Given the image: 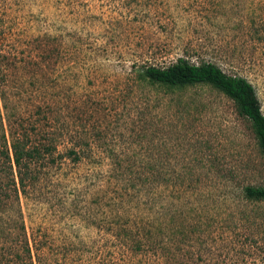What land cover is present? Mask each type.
Here are the masks:
<instances>
[{
    "label": "rangeland",
    "instance_id": "374dc122",
    "mask_svg": "<svg viewBox=\"0 0 264 264\" xmlns=\"http://www.w3.org/2000/svg\"><path fill=\"white\" fill-rule=\"evenodd\" d=\"M178 57L245 77L264 115V0H0L2 123L4 103L25 118L38 107L67 144L92 145L0 202V264L18 205L42 264H117L102 227L150 220V204L175 231L159 235L164 264H264V200L241 190L264 185L249 121L210 85L138 79ZM174 172L180 185L152 186Z\"/></svg>",
    "mask_w": 264,
    "mask_h": 264
},
{
    "label": "trees",
    "instance_id": "16d2710c",
    "mask_svg": "<svg viewBox=\"0 0 264 264\" xmlns=\"http://www.w3.org/2000/svg\"><path fill=\"white\" fill-rule=\"evenodd\" d=\"M138 70V79L151 85L173 88L207 84L221 92L233 102L237 113L249 121L257 147L264 156V115L260 111L253 86L245 77L227 74L209 61L194 64L182 57L166 66L146 65ZM3 107L4 124L0 115V174L3 173L4 182L0 183V202H11L12 198L18 202V193L28 197L37 187L41 174H49L53 165H60L65 159L76 163L90 155L92 145L89 141L82 139L67 144L66 134L69 137L71 134L67 133L65 123L56 117L46 116L40 108L36 107L25 118L11 109L8 113L7 103ZM182 177L178 172L160 176L154 179L155 184L152 186L160 187L169 182L180 185ZM241 190L245 198L264 200V185L245 184ZM19 208L18 205V220L11 216V212L6 219L3 238H6L8 245L1 264H42L37 252V240L29 238L26 233ZM148 209L150 220L145 222L130 220L128 223L127 219L120 220L117 216L118 225L110 227L105 224L102 227L103 238L112 247L117 264H164L167 247L159 235L163 231L167 241V237L175 231L169 229L166 232V223L163 224L164 230L160 228L161 218L155 214L159 206L150 204Z\"/></svg>",
    "mask_w": 264,
    "mask_h": 264
}]
</instances>
